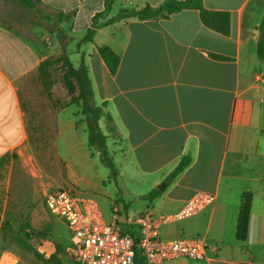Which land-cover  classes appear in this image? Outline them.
Wrapping results in <instances>:
<instances>
[{"label": "crops", "instance_id": "crops-1", "mask_svg": "<svg viewBox=\"0 0 264 264\" xmlns=\"http://www.w3.org/2000/svg\"><path fill=\"white\" fill-rule=\"evenodd\" d=\"M125 1L131 7L123 9L128 10L159 7L165 2ZM1 4L2 0L0 14ZM41 5L59 14L75 13L63 26L79 43L92 28L94 17L105 10L106 0H43ZM203 5L208 11L229 16L228 34L205 26L198 10H185L168 19L122 20L98 29L93 43L76 50L78 67L84 54L96 101L107 105L117 130V134L110 133L108 121L102 119L109 147H121L128 166L140 178L156 189L167 184V177L183 157H192L185 172L138 214L149 210L158 217L174 215L197 194L216 197L202 213L161 229V238L167 241L206 239V258L168 264H264V66L257 55L264 0H203ZM119 12L101 17L99 23H107ZM103 46L121 57L116 75L99 52ZM50 56L0 21L3 220L7 215L29 213L35 202L30 193L38 187L24 171L26 162L36 159L21 86ZM63 111L57 117L58 147L64 139L65 147H74L81 165H89L88 155L76 148V125L61 124ZM68 183L71 185L69 178ZM19 191L24 192L23 197ZM247 196L251 197L249 234L242 242L237 239V229ZM128 208L124 206L125 214L119 208L120 217L113 216L111 222L125 225L136 218L138 214H126ZM10 220L14 226L18 224ZM0 250H6L1 229Z\"/></svg>", "mask_w": 264, "mask_h": 264}, {"label": "rangeland", "instance_id": "rangeland-1", "mask_svg": "<svg viewBox=\"0 0 264 264\" xmlns=\"http://www.w3.org/2000/svg\"><path fill=\"white\" fill-rule=\"evenodd\" d=\"M128 7L131 6L125 0H114L112 10L108 14L115 15L120 9ZM1 9V23L14 28L32 46L48 52L50 57H58L63 53V44L57 34L53 32L58 27H64V21L60 20L59 13L42 5L32 12H28L16 6L11 0H2ZM65 29L70 35L68 27ZM67 50L71 61L78 67L79 58L76 54L78 42L75 40L70 42ZM61 76L62 71L55 73L56 82L52 88V98L38 80L37 73L27 77L21 86V100L28 125L32 135L37 139L32 145L36 162H26L24 171L38 189L30 193V197H34L35 202L29 213L17 216L7 215L4 220L0 215L2 247L13 252L20 259L21 264H42L35 253H41L49 258L59 251V247L63 251L60 253V257L64 263H76L74 260L76 250L69 227L63 220L52 216L43 204L44 194L51 187L59 186L68 190L73 196L95 200L99 204L105 220L109 223L113 217L111 209L115 205L124 214V206H129L126 214L130 217H135L134 215L152 205L144 196L155 188L132 171L124 158L121 147H109L110 156L121 172L117 181L109 178L110 170L100 162L97 152L89 147L87 125L84 122L80 106L73 105L64 110L60 116L61 124L65 127L71 124L76 125L79 130L76 148L79 151L83 150L88 155V160H91L90 164L81 165V160L76 159L74 155V147H65L64 139L61 138L58 147V134H56L58 108L72 99L61 82ZM110 127L109 125V130ZM110 133L112 132L110 131ZM113 136L117 138V136ZM68 178L71 185L68 183ZM164 184L162 183L160 186ZM23 193L19 191L18 195L21 196ZM10 219L18 223L15 225L16 227ZM6 223L11 224L14 233L4 228ZM123 229L129 230L125 225H123ZM4 232L7 233L8 238H14L15 242H5ZM21 243L26 246L20 245Z\"/></svg>", "mask_w": 264, "mask_h": 264}, {"label": "trees", "instance_id": "trees-1", "mask_svg": "<svg viewBox=\"0 0 264 264\" xmlns=\"http://www.w3.org/2000/svg\"><path fill=\"white\" fill-rule=\"evenodd\" d=\"M11 1L16 6L23 8L28 12H32L36 10L39 5H41L43 0ZM113 2L114 0H106L105 10L94 17L92 28L87 31L85 37L78 43V52L81 50L82 45L93 43L98 29L105 26L113 25L119 21L127 19H137L140 21L160 18L168 19L172 15L178 14L185 10L200 11L203 24L213 30L219 31L223 34H228L230 31L229 16L224 13H217L206 10L203 5V0H165V2L159 7L147 5L146 7L139 10L122 9L116 17L110 19L107 23L100 24L99 19L107 15L112 10ZM74 15L75 13L59 14V17L61 21H64L65 19L71 18ZM53 32L57 34L58 39L63 44V53L58 57H49L40 64L37 71L38 80H40L46 93L52 98V88L56 82L55 73L57 71H62L61 82L64 85L65 89L68 91L69 95L72 96V99L70 102L61 105L58 108V111L60 112L73 105L80 106L82 114L84 116V122L88 126L89 146L99 154L101 162L110 169L111 179L117 181L120 176V170L114 162L113 158H111L110 156L108 143L109 136L105 134L101 126L102 119H106L111 126L110 131L117 134V130L113 125L114 119L110 115V113L107 112V105L104 104L100 106L96 101V95L93 83L90 79L85 55L82 54V59L79 67H75L73 62L71 61L67 46L70 42L74 41V38L68 34L65 27H58L57 29H54ZM99 52L106 62L107 66L109 67L111 73L113 75H116L120 67L121 57L117 53H115L114 50L109 46L100 47ZM257 55L259 61L262 62L264 66V17L258 27ZM262 76V80L264 81V71ZM29 134L31 144L34 145L37 139H35L34 135H32L30 128ZM56 134H58V123L56 126ZM55 138L57 139V136H55ZM191 163V155H186L185 157H183L179 165L167 177L166 183L170 186L181 174L185 172V170L191 165ZM162 194L163 192L156 188L144 198L150 203H154L162 196ZM250 211L251 197L247 196L241 208L237 229V239L242 242L246 241L248 238ZM4 228L14 233V229H12L10 223H6L4 225ZM4 241L7 243L15 242L14 238H8L6 232H4ZM22 244L23 243H21L20 245ZM23 246L26 245L23 244ZM30 248L33 249L32 247ZM62 252V249L59 247V251H57L49 258L38 252L35 253V256L42 264H66L60 257V253Z\"/></svg>", "mask_w": 264, "mask_h": 264}, {"label": "built area", "instance_id": "built-area-1", "mask_svg": "<svg viewBox=\"0 0 264 264\" xmlns=\"http://www.w3.org/2000/svg\"><path fill=\"white\" fill-rule=\"evenodd\" d=\"M216 201L211 194H197L177 214L158 217L145 211L123 225L107 222L99 204L90 198L73 196L68 190L54 186L44 194V202L52 216L63 220L72 233L77 264H168L180 259H205L208 243L204 238L163 240L164 225L194 217ZM120 217L117 206L112 207ZM0 264H21L11 251L0 250Z\"/></svg>", "mask_w": 264, "mask_h": 264}, {"label": "water", "instance_id": "water-1", "mask_svg": "<svg viewBox=\"0 0 264 264\" xmlns=\"http://www.w3.org/2000/svg\"><path fill=\"white\" fill-rule=\"evenodd\" d=\"M166 188H167V184H164V185L159 187V190L163 192V191H165Z\"/></svg>", "mask_w": 264, "mask_h": 264}]
</instances>
